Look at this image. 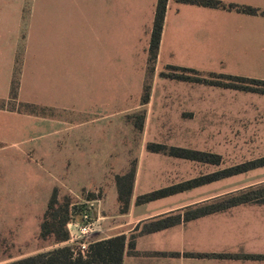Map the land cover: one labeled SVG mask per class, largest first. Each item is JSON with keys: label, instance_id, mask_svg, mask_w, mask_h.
<instances>
[{"label": "crops", "instance_id": "obj_1", "mask_svg": "<svg viewBox=\"0 0 264 264\" xmlns=\"http://www.w3.org/2000/svg\"><path fill=\"white\" fill-rule=\"evenodd\" d=\"M156 1L0 0V100L8 99L12 79L18 69L19 102L35 104L53 113L73 112L70 110L75 105L76 65L81 64V89L88 107L85 110L117 106L122 97L129 96L130 91L123 87L124 82L130 81V76L123 77V50H130V62H133L135 53L132 46H138L140 38L144 39L140 44L143 57L136 65L139 73L133 79L136 82L135 94L140 101H136L132 108L145 106L151 100L149 88L147 102L142 101L147 77L151 79L152 86L158 79L162 85L176 83L174 85L184 88L186 85H203L161 76L162 70L169 65L264 80L260 74L264 72V15L178 0L166 2L157 56L150 69L148 49ZM220 1L264 10V0ZM245 94L259 95L253 92ZM0 115L35 119L30 123L0 124V128L13 131L8 133V137L0 132L1 149L34 139V136H26L31 128L39 131L43 128H56V131L68 128L64 125L67 122L57 115H31L21 112L18 107L3 105ZM138 129L143 130L142 123ZM56 144L59 145L58 142ZM96 144L102 143L88 137L68 138L61 143L66 147H58L56 152L66 154L70 161L85 162L94 159L96 154H106V149L90 147ZM14 154L17 158L10 156L4 160L12 162L16 161L13 159L31 157L21 149ZM3 169L0 170V193L19 192L12 185L10 173ZM22 171H27L25 166ZM139 182L135 173L130 200L124 212L120 211L114 184L115 187L103 190L101 197L82 200L94 202L97 224V230L87 244L118 235L126 236L121 264H264V202L238 204L159 230L145 231L146 225L153 220L174 213L182 214L197 204L235 190L191 197L181 196V192L139 204L137 197L148 192L139 190ZM22 184L25 181L20 183V187ZM109 192L113 194L110 204L107 203ZM75 222L68 223L70 238L62 244L77 243L70 229ZM132 235L133 245L130 247L128 243Z\"/></svg>", "mask_w": 264, "mask_h": 264}, {"label": "rangeland", "instance_id": "obj_2", "mask_svg": "<svg viewBox=\"0 0 264 264\" xmlns=\"http://www.w3.org/2000/svg\"><path fill=\"white\" fill-rule=\"evenodd\" d=\"M143 40L140 38L138 46H132L135 53L133 62H130V50H123V77L125 79L130 76V81L124 82L123 87L124 90L130 89L129 96L122 97L121 103L105 110H85L88 107L81 89V64L76 65L75 105L70 110L73 112L67 113H53L35 104L19 102V73L16 69L10 95L8 99L0 100V107H18L21 112L44 117L57 115L67 122L64 125L68 128L58 131L56 128H43L41 131L31 128L26 136H34V139L15 147L0 148V170L3 169L2 166L5 167L2 171L10 173L12 185L19 190L0 193V264L65 246L66 243L52 244L48 239L43 241L38 237L46 202L54 188L60 198L64 194L71 196L75 210L83 207L81 215H75L72 219L74 222L77 220L75 225H83L86 220L94 219L95 212L93 201L82 200L89 196L92 197L89 200L101 197L103 190H109V187L115 185V176L128 171L132 163L140 179L139 190L150 192L264 156V94L249 95L245 91L237 93L228 88L205 84L186 85L185 88L179 84L174 85L176 83L162 85L160 79L152 86L151 79L147 77L145 87L151 88V100L145 106L132 108L136 101H140L135 94L136 82L133 79L139 73L136 65L143 57L140 51ZM162 72L171 74L177 71L164 68ZM260 74L264 77V72ZM20 121L30 123L35 119L0 115V124ZM141 123L142 131L138 129ZM0 132L8 137V133L13 131L0 128ZM83 137L99 140L101 145L90 147L95 150L106 149V154H96L94 159L85 162H73L67 159L66 154H57L56 149L66 147L61 143L68 138ZM144 141L146 144H142ZM153 141L167 147L176 146L218 154L220 163L208 164L162 153H148L146 145ZM20 149L30 153L31 157L13 159L16 161L12 162L4 160L10 156L16 157L14 153ZM24 166L27 171H22ZM24 181L25 184L20 187V183ZM258 183L264 184V166L218 179L205 186L200 185L203 186L201 188L197 186L191 188L193 190L187 189L191 190L189 192L184 190L178 193L191 197L230 190L237 192ZM94 187L96 188L93 189ZM112 196L109 192L107 203L110 204ZM84 215H87L86 220ZM70 229L74 237L77 227L71 226ZM93 233L75 239L77 243L69 245L78 248L79 243H87Z\"/></svg>", "mask_w": 264, "mask_h": 264}, {"label": "trees", "instance_id": "obj_3", "mask_svg": "<svg viewBox=\"0 0 264 264\" xmlns=\"http://www.w3.org/2000/svg\"><path fill=\"white\" fill-rule=\"evenodd\" d=\"M179 2L195 4L212 8H236L247 14L260 13L264 15V10H258L250 6H236L225 4L220 0H178ZM167 0H157L155 14L152 24V30L149 39L148 49V67L156 59L158 46L161 37L162 24L166 9ZM166 69L177 71L171 74L161 72V76L178 79L192 83H202L209 86L223 87L238 91L253 92L264 94V80L256 78H247L237 75H230L215 72H200L198 70L186 67L167 66ZM149 88H144L142 96L143 103L147 102ZM141 127V126H139ZM146 150L153 153H162L171 157L194 160L208 164H219L220 155L193 150L189 148L169 146L159 143H148ZM264 166V156L242 162L230 167H226L210 174L200 175L199 177L179 183L159 188L137 197L136 202L141 204L161 197L178 193L193 187L207 184L218 179L231 175L243 173ZM135 176V166L132 163L128 171L124 174L115 176V185L118 192V201L120 211H126L130 200L132 186ZM86 199H92L91 196ZM247 202H264V184L249 187L237 192H230L210 201L197 204L193 208L186 209L182 214L174 213L165 215L159 219L153 220L146 225L145 231H155L171 225L177 224L182 220H190L203 215L218 212L229 207ZM83 207L75 210L74 202L71 196L64 194L59 197L58 191L54 188L46 202V208L39 224L38 237L41 240L48 239L52 244H60L69 239L68 223L72 221L75 215H81ZM132 236L128 245L132 247ZM126 246V236L118 235L109 239L95 241L88 244L86 250L81 251L76 246H57L51 250L38 252L4 264H121L124 249ZM200 256V255H199Z\"/></svg>", "mask_w": 264, "mask_h": 264}, {"label": "built area", "instance_id": "obj_4", "mask_svg": "<svg viewBox=\"0 0 264 264\" xmlns=\"http://www.w3.org/2000/svg\"><path fill=\"white\" fill-rule=\"evenodd\" d=\"M85 220L87 219V215H84ZM77 227L76 235H74V239H80L84 237L85 235H88L90 233H93L97 230V224L95 219L86 220V223H83V225H74ZM72 226V227H74ZM88 244L85 242L79 243L78 249L81 251L86 250Z\"/></svg>", "mask_w": 264, "mask_h": 264}]
</instances>
